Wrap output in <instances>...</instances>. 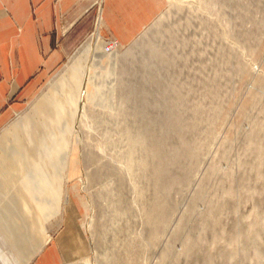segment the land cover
I'll list each match as a JSON object with an SVG mask.
<instances>
[{
	"label": "rangeland",
	"instance_id": "1",
	"mask_svg": "<svg viewBox=\"0 0 264 264\" xmlns=\"http://www.w3.org/2000/svg\"><path fill=\"white\" fill-rule=\"evenodd\" d=\"M90 11L53 75L99 45L83 53L64 170L88 251L60 264H264V0Z\"/></svg>",
	"mask_w": 264,
	"mask_h": 264
},
{
	"label": "crops",
	"instance_id": "2",
	"mask_svg": "<svg viewBox=\"0 0 264 264\" xmlns=\"http://www.w3.org/2000/svg\"><path fill=\"white\" fill-rule=\"evenodd\" d=\"M95 5L96 0H0V127L21 111L0 130V236L18 264H60L88 251L78 221L82 205L64 189V170L89 45L53 75L85 35ZM57 216L61 227L47 240Z\"/></svg>",
	"mask_w": 264,
	"mask_h": 264
},
{
	"label": "bare ground",
	"instance_id": "3",
	"mask_svg": "<svg viewBox=\"0 0 264 264\" xmlns=\"http://www.w3.org/2000/svg\"><path fill=\"white\" fill-rule=\"evenodd\" d=\"M99 38V37H98ZM92 39V38H91ZM90 41H87L86 43L89 44V48L91 51V56H90V61L92 63V59L94 53L96 52V50L98 49L99 45H94L93 43V39ZM99 40V39H98ZM117 52L116 50H113L112 53ZM90 63V62H89ZM94 64V63H93ZM88 67H90V65H87V69ZM89 70V69H88ZM89 73V72H88ZM85 75H87V72H85ZM89 75V74H88ZM83 89V88H82ZM81 89V91H82ZM83 93V92H82ZM81 107V104L79 106V108ZM77 142H78V136H77ZM76 145V143H75ZM79 226V225H78ZM80 228V227H79ZM0 260L2 262V264H18L17 261L15 260L14 256L10 253V251L8 250V247L4 244H2V248H0Z\"/></svg>",
	"mask_w": 264,
	"mask_h": 264
},
{
	"label": "built area",
	"instance_id": "4",
	"mask_svg": "<svg viewBox=\"0 0 264 264\" xmlns=\"http://www.w3.org/2000/svg\"><path fill=\"white\" fill-rule=\"evenodd\" d=\"M118 49V41L115 39L108 40L102 44V51L104 53H111Z\"/></svg>",
	"mask_w": 264,
	"mask_h": 264
}]
</instances>
